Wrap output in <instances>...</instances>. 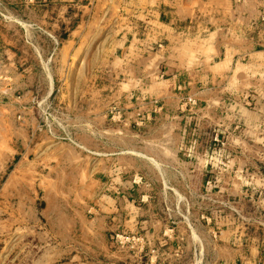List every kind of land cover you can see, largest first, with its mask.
Segmentation results:
<instances>
[{"label": "crops", "instance_id": "crops-1", "mask_svg": "<svg viewBox=\"0 0 264 264\" xmlns=\"http://www.w3.org/2000/svg\"><path fill=\"white\" fill-rule=\"evenodd\" d=\"M41 1L0 0V13L40 7L49 48L35 56L61 80L62 132L42 135L9 174L21 178L23 167L27 181L30 167L55 214L49 235L79 231L105 247L111 231L160 234V194L174 201L212 174L223 189L264 194V0ZM97 71L111 85L97 84ZM197 123L214 126L224 140L216 155L229 163L208 164L202 132L189 137ZM251 251L256 264L261 250Z\"/></svg>", "mask_w": 264, "mask_h": 264}, {"label": "rangeland", "instance_id": "rangeland-1", "mask_svg": "<svg viewBox=\"0 0 264 264\" xmlns=\"http://www.w3.org/2000/svg\"><path fill=\"white\" fill-rule=\"evenodd\" d=\"M27 1L42 4L41 0ZM39 8L0 13V264H231L233 256L236 264H248L255 248L261 250L256 264H264V194L223 189L215 182L216 174L209 176L205 188L178 190L174 201L160 194L155 205L162 220L160 234L126 236L111 231L104 238L105 247L99 238L90 242L80 237L79 231H71L74 236L69 230L62 237L49 235V219L55 214L33 187L30 167L27 181L22 167L16 174L21 178L13 176L9 182L15 163L37 149L42 135L56 137L63 129L55 106L61 80L46 76L44 61L35 56L49 48L46 43L41 46L45 28ZM30 38L39 43L35 50L23 44ZM26 67L29 70L24 71ZM95 79L97 84L111 85L112 79L101 71ZM180 98L187 102L186 97ZM148 103L141 121H149L144 124L152 120ZM213 128L191 125L189 137L202 132L197 149L207 147L208 164L229 163L216 155L224 140L214 139L218 134ZM226 246L240 251L229 252Z\"/></svg>", "mask_w": 264, "mask_h": 264}, {"label": "built area", "instance_id": "built-area-1", "mask_svg": "<svg viewBox=\"0 0 264 264\" xmlns=\"http://www.w3.org/2000/svg\"><path fill=\"white\" fill-rule=\"evenodd\" d=\"M261 21L264 23V15L261 17ZM187 102L189 103V104H192L193 102H194V100L192 99V98H187ZM216 138H218V135H216L215 136V140H216ZM222 143V142H221Z\"/></svg>", "mask_w": 264, "mask_h": 264}]
</instances>
